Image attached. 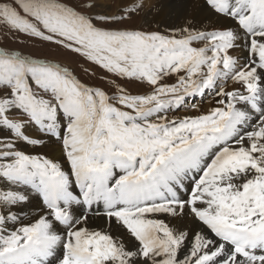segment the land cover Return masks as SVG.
Instances as JSON below:
<instances>
[{
	"label": "rangeland",
	"instance_id": "obj_1",
	"mask_svg": "<svg viewBox=\"0 0 264 264\" xmlns=\"http://www.w3.org/2000/svg\"><path fill=\"white\" fill-rule=\"evenodd\" d=\"M142 1L129 0L117 4L115 0H0L1 174L5 175L10 170L21 174L19 169L29 163L41 168L49 166L44 159L26 153L19 146L30 139L29 133H39L36 127L42 124V120L68 116L76 123L80 122L86 133L92 134V145L85 149V163L88 165H94L97 156L101 155L95 156L94 147L97 151L106 150L128 160L164 157L159 163L144 165L139 175L130 180L133 192H138L152 180H164L167 170L165 157L174 147L177 129L180 128L185 135L178 143L188 145L199 138V129L209 125L213 116L212 101H217L220 90L225 88L226 91L235 75L236 62L229 65L230 73L227 71L223 76L214 74L212 82L209 77L202 78L204 71L199 70V66L207 65L205 60L210 47L209 39L199 36L206 35V31L183 37L172 23L159 27L155 18L148 23L145 12L150 8L148 12L156 13V10L154 6L145 10ZM209 73L207 71L205 76ZM196 81L212 85L198 89ZM67 106H71L72 112L66 109ZM45 123L50 130L51 122ZM55 131L58 133L56 138H59L62 129L56 128ZM205 134L203 141L218 148L216 143L222 141V134ZM257 136L259 140L264 139V131ZM228 144L232 142L227 139L226 147ZM249 144L252 145L251 142ZM2 151L8 154L2 156ZM229 151L219 160L217 177L222 182L235 183L241 188L240 193L235 198H227L219 189L218 199L222 202L218 206L225 201V207L217 206L210 215H206L207 212L198 205L193 219L216 244L215 247L213 243L210 245L214 253L211 264L228 256V252L236 255L232 264H264L260 241L264 235V156L241 155L231 150L236 157H228ZM82 171L81 167L75 169L77 175ZM116 171L117 175H123L125 169L118 167ZM19 173L17 181L21 182L24 176H19ZM229 175L231 177L226 178ZM62 182L58 186L59 197H56V203L61 205L65 200L63 191L67 195L72 192L67 182ZM227 187L223 185L222 189ZM120 203L121 207L139 206L130 198ZM82 204L90 206L96 213L117 215L113 211L115 198L95 200L91 205ZM206 208L212 211L209 206ZM167 210L177 216L174 209ZM141 215L151 225V232L169 231L171 234L166 226ZM249 216L261 219L249 227L231 224V221ZM18 219L8 216L0 221L8 230L7 223ZM119 222L128 229L126 222ZM147 235L141 237L140 233H132L136 239L135 247L141 245L150 253L160 250V243L178 239L171 234L172 237L164 240L158 237L154 244V238H147ZM0 237V261L3 262L9 240H5L1 232ZM185 243L192 244L191 240ZM204 243L207 244L206 239ZM98 250L101 259L97 261L109 264V252L102 246ZM134 250L121 256L123 258L120 257L118 263L137 264L140 256ZM98 256L66 254L62 260L64 264H96L93 259ZM157 264H168L165 254Z\"/></svg>",
	"mask_w": 264,
	"mask_h": 264
},
{
	"label": "bare ground",
	"instance_id": "obj_2",
	"mask_svg": "<svg viewBox=\"0 0 264 264\" xmlns=\"http://www.w3.org/2000/svg\"><path fill=\"white\" fill-rule=\"evenodd\" d=\"M115 1L124 4L129 0ZM196 1L143 0L142 3L145 10L148 6H154L156 10V13L148 12L150 8L145 12L148 23L153 18L158 19L156 25L159 27L172 23L179 28L183 37L206 31V35L199 36L207 37L210 47L205 60L207 65L199 66V70L204 71L202 78L209 77L208 80L212 82L216 76L214 74L223 76L227 71L230 73L229 65L236 62L231 83L226 86V91L225 88L220 90L217 101L211 103L213 116L209 125L199 129V138L188 145L178 143L185 135L180 128L177 129L174 147L165 157L167 170L164 180H152L138 192H133L130 180L139 175L144 165L154 164L155 161L159 163L164 157L158 160L145 157L128 160L106 150L97 151V147L93 146L95 156L101 155L95 157L94 165H88L85 163V149L92 145V134L87 131V135L80 122L76 123L68 116L42 120V124L36 127L39 133H29V143L27 141L19 146L26 153L44 159L49 166L41 168L32 163L26 164L19 169L21 174L18 172L19 176H24L21 182L17 181L16 171L10 170L5 175L0 173V218H20L7 223L10 231L0 221V232L4 239L9 240L6 258L0 264H64L62 258L66 254L77 257H95L98 254L93 261L102 264L97 261L101 259L100 246L109 252V264H119V258L134 249L140 256L137 264H157L163 254L168 264H192L198 260L197 264H211L214 259L210 248L213 239L193 219L194 212L197 213L200 205L207 212L206 215H210L213 208L222 202L218 199L219 189L227 198H235L241 191L235 183L222 182L217 177L219 160L229 150L228 157H236L231 150L264 156V139L259 140L257 136L264 131V0H199L197 5ZM252 8L256 9L252 11ZM207 71L210 73L205 76ZM197 81L195 85L198 89L212 85L207 82L198 84ZM66 109L72 112L71 106ZM45 122H51L50 130ZM56 128L62 129V138H56ZM207 132L222 134V141L216 143L218 148L203 141ZM227 139L232 144L226 147ZM3 151L2 156L8 154ZM1 164L6 167L4 162ZM78 167L83 169L80 175L75 172ZM118 167L125 169L123 175H117ZM62 181L67 182L72 192L67 195L63 191L65 200L61 205L56 203V197H59L58 186L63 184ZM223 185L228 187L222 189ZM113 198L116 206L113 211L117 214L114 217L96 213L90 206L82 204L86 202L91 205L95 200ZM125 198L138 202V208H132L133 205L121 207L122 203L119 202ZM207 206L212 211L207 210ZM220 207H225V201L217 208ZM167 209H174L177 216L171 215L172 211ZM141 214L166 226L178 239L160 243V250L152 253L144 251L141 245L136 248L132 233H140L141 237L148 234L146 237L154 238V244L158 237L164 240L171 236L169 231L151 232V225ZM168 214L171 218L167 221ZM258 219L260 221L261 217ZM119 220L126 222L128 229L123 228ZM186 240H191L192 244H186ZM260 241L264 252V235ZM220 246L224 248L221 243ZM235 257L233 252H228V256L214 264H232Z\"/></svg>",
	"mask_w": 264,
	"mask_h": 264
},
{
	"label": "water",
	"instance_id": "obj_3",
	"mask_svg": "<svg viewBox=\"0 0 264 264\" xmlns=\"http://www.w3.org/2000/svg\"><path fill=\"white\" fill-rule=\"evenodd\" d=\"M258 222H259V219H252L251 217H247V218L240 219L236 223L245 224L247 226H250V225L257 224Z\"/></svg>",
	"mask_w": 264,
	"mask_h": 264
}]
</instances>
